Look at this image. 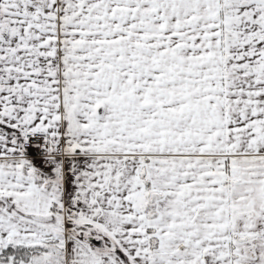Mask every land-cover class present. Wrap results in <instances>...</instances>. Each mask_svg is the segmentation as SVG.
<instances>
[{
    "label": "snow or ice",
    "instance_id": "6c2138e0",
    "mask_svg": "<svg viewBox=\"0 0 264 264\" xmlns=\"http://www.w3.org/2000/svg\"><path fill=\"white\" fill-rule=\"evenodd\" d=\"M0 264H264V0H0Z\"/></svg>",
    "mask_w": 264,
    "mask_h": 264
}]
</instances>
